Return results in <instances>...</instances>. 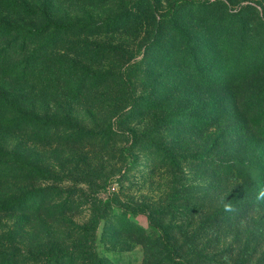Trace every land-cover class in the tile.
<instances>
[{
  "label": "rangeland",
  "instance_id": "rangeland-1",
  "mask_svg": "<svg viewBox=\"0 0 264 264\" xmlns=\"http://www.w3.org/2000/svg\"><path fill=\"white\" fill-rule=\"evenodd\" d=\"M172 1L0 0V264H264V0Z\"/></svg>",
  "mask_w": 264,
  "mask_h": 264
},
{
  "label": "trees",
  "instance_id": "trees-1",
  "mask_svg": "<svg viewBox=\"0 0 264 264\" xmlns=\"http://www.w3.org/2000/svg\"><path fill=\"white\" fill-rule=\"evenodd\" d=\"M125 1L127 3H134V2H136L138 0H125ZM189 2L195 3L196 0H173L172 3L170 4V7L167 10L165 16L168 17V18L169 17H173L183 4L189 3ZM40 31H41V29H36V32H40ZM245 107H246V110H245L246 114L248 116H250V112L252 111V107L248 106V105L245 106ZM209 126H221V125L219 124V121L216 120V118H212L211 119V117H207L206 120H205V126L204 127H205V129L208 130ZM243 163H245V162L235 159L233 162H231L230 165H222V164H220V166L224 167L223 169H237V168L238 169H243V166H247V165H242ZM162 233L164 234V238L166 239L165 231H162ZM166 242H167V239H166ZM170 248H172V246H170ZM67 253H69V251L50 253L47 256V258H46V260H45V262L43 264H51L53 259H57V258H59L61 256H64ZM179 263L180 264H185L183 261H179Z\"/></svg>",
  "mask_w": 264,
  "mask_h": 264
}]
</instances>
